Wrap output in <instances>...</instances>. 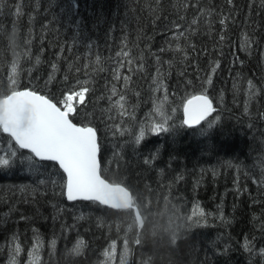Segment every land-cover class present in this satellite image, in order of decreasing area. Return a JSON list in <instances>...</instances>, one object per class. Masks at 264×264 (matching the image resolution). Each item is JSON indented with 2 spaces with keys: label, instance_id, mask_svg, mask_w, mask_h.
I'll return each mask as SVG.
<instances>
[{
  "label": "trees",
  "instance_id": "16d2710c",
  "mask_svg": "<svg viewBox=\"0 0 264 264\" xmlns=\"http://www.w3.org/2000/svg\"><path fill=\"white\" fill-rule=\"evenodd\" d=\"M26 88L62 108L87 89L70 117L96 129L101 173L141 223L68 201L55 162L0 127V264H100L123 240L130 264H264L261 0H0V99ZM198 93L215 110L190 128Z\"/></svg>",
  "mask_w": 264,
  "mask_h": 264
},
{
  "label": "snow or ice",
  "instance_id": "6c2138e0",
  "mask_svg": "<svg viewBox=\"0 0 264 264\" xmlns=\"http://www.w3.org/2000/svg\"><path fill=\"white\" fill-rule=\"evenodd\" d=\"M261 3L264 5V0H261ZM20 14V7L17 6L16 15ZM226 19L227 17L220 21L221 25L225 24ZM220 39L224 40L225 37L221 35ZM216 67H219L218 63ZM212 71L214 72L215 68ZM209 83H211L210 79ZM86 91L85 88L83 91L64 96L61 101L64 110L44 95H38L35 91H23L32 109V124L29 127H23L19 123L14 108H0V127H6L7 134L14 139L19 149L29 150L33 159L38 158L41 162H55L54 166H58V169L66 174V182L62 184V187L66 188L67 200L99 203L125 202L127 199L125 193L105 190L99 185L101 174L97 159L99 147L96 130L90 126H78L69 118L76 111L73 105L74 97H79V101L83 103ZM194 100L196 103L189 100L190 107L184 109L186 119L183 123L190 127L200 125L214 111L207 96H197ZM164 130L162 126L153 128V131L157 133ZM142 137L143 132L137 137L138 144ZM8 163L7 159H0V165H8ZM81 244L82 241L77 243L75 252L79 253Z\"/></svg>",
  "mask_w": 264,
  "mask_h": 264
},
{
  "label": "water",
  "instance_id": "95a60500",
  "mask_svg": "<svg viewBox=\"0 0 264 264\" xmlns=\"http://www.w3.org/2000/svg\"><path fill=\"white\" fill-rule=\"evenodd\" d=\"M23 91H33V90L23 89V90L12 92L10 95H8L7 97H5V98L0 100V108H6V109L7 108H14L15 109V114H16L21 126L29 127L32 124V122H33V113H32L31 106L28 103V98L23 93ZM37 94L38 95H42V94H39V93H37ZM202 95L203 96H207L206 94H198V95H195V96L189 98L186 101V103L184 105V108H183V118L184 119H186V115H185L184 109L186 107H190L189 104H188V101L189 100H193V102L196 103V101L194 100V97L202 96ZM48 99H50V98H48ZM208 99L211 101V99L209 97H208ZM211 103H212V101H211ZM57 107H59V106L57 105ZM212 107H213V103H212ZM213 109H214V107H213ZM209 117H207L206 119H208ZM203 122L204 121H202L201 123H203ZM78 126H80V125H78ZM186 126L190 127L188 125H186ZM196 126H199V125H194V126H191V127H196ZM2 130H3V132L5 134H7L8 129L6 127H2ZM7 135H9V134H7ZM97 143H98V134H97ZM98 147H99V143H98ZM27 151H29V150H27ZM97 159H98V162H99V165H100L99 151H98V154H97ZM100 174H101V172H100ZM98 182H99V185L102 186V188L105 189V190H115V191H118V192L125 193L126 196H127V199H126L125 202H117V203H104V202H101V204H103V205H105V206H107V207H109L111 209H116V210H118V209H128V208L132 207V205H133V196H132L131 191L127 187H125L124 185H120V184H112L109 181H107L102 175L100 176ZM139 220H140V216H139Z\"/></svg>",
  "mask_w": 264,
  "mask_h": 264
},
{
  "label": "rangeland",
  "instance_id": "374dc122",
  "mask_svg": "<svg viewBox=\"0 0 264 264\" xmlns=\"http://www.w3.org/2000/svg\"><path fill=\"white\" fill-rule=\"evenodd\" d=\"M131 246L128 240L111 243L100 264H130Z\"/></svg>",
  "mask_w": 264,
  "mask_h": 264
},
{
  "label": "bare ground",
  "instance_id": "6f19581e",
  "mask_svg": "<svg viewBox=\"0 0 264 264\" xmlns=\"http://www.w3.org/2000/svg\"><path fill=\"white\" fill-rule=\"evenodd\" d=\"M137 208V207H136Z\"/></svg>",
  "mask_w": 264,
  "mask_h": 264
}]
</instances>
